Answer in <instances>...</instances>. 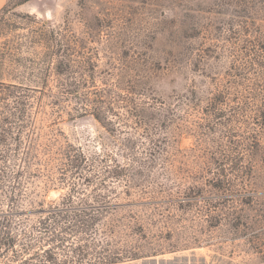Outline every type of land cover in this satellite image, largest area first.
<instances>
[{
    "label": "rangeland",
    "instance_id": "rangeland-1",
    "mask_svg": "<svg viewBox=\"0 0 264 264\" xmlns=\"http://www.w3.org/2000/svg\"><path fill=\"white\" fill-rule=\"evenodd\" d=\"M0 66V264H264V0H7Z\"/></svg>",
    "mask_w": 264,
    "mask_h": 264
},
{
    "label": "trees",
    "instance_id": "trees-1",
    "mask_svg": "<svg viewBox=\"0 0 264 264\" xmlns=\"http://www.w3.org/2000/svg\"><path fill=\"white\" fill-rule=\"evenodd\" d=\"M0 70H3L2 66H0ZM1 78V77H0ZM1 80V79H0ZM2 81V80H1ZM0 81V84L2 85V87L6 86L4 83H2ZM64 85H62L61 90L59 91V93L61 95H64L65 93H71L72 89H69L67 86L63 87ZM15 88V86H6L7 91H6V95L5 98L7 100H10L13 102H16V105L19 103H24V99L26 98H22V97H18L13 91L10 90V88ZM46 89L48 88V86H45ZM71 88V87H70ZM1 94V93H0ZM47 94V93H45ZM28 99V98H27ZM29 100V99H28ZM29 104H25L23 110L17 108L18 111V118L15 116V114H10L9 117L8 115L6 116V118L4 119L5 122H7L10 118H14L17 119L19 122H14L12 123V125L10 126V130L16 129L17 130V137L19 136V138H16L15 141L17 143V155H15V157H17V161H20L21 164L19 166L16 165V169L14 171L13 174H15L14 178L16 179L17 177H20L22 175H24L25 173H28V170L31 168V166H34V163L39 161V155H40V151H39V145L36 144V142H34V138L32 137V135H30L28 143L22 147V143H20L21 140V134H23V132L25 131V129L28 127L26 126V120L29 118V110H28ZM28 117V118H26ZM7 132V130H6ZM9 151V150H8ZM14 179V180H15ZM19 179V178H18ZM21 181V179H19ZM15 182V181H14ZM13 182V183H14ZM22 186L20 182L17 183V186L15 187H11L12 189L15 190H19L22 189ZM12 211L8 212V214H6L7 216L12 215ZM78 215H75L74 217H69L70 220H68V223H75L78 222L79 220ZM42 225V224H41ZM38 229L40 230H33L31 232V234H28L26 231H23L21 234L18 235H11L12 233H10L9 237H8V242L7 243H3L1 244V248L2 246H4V248L7 250V252L9 253L10 251L14 252L16 255H18L19 253H27L29 252L31 249L36 248L37 246H39L43 241H45V238L43 236H40L41 233V227H39ZM53 225H50L49 228L46 227L45 229V233H48L49 237H47L49 239V242H53L54 240V232H53ZM35 231H37L35 233ZM20 236L26 240V243H22V245H20V250L19 251H14L13 250V246H15L16 242L20 241ZM22 246V247H21ZM47 254V258H45V262H48V264H52L53 263V258L52 256H50L47 252H45Z\"/></svg>",
    "mask_w": 264,
    "mask_h": 264
},
{
    "label": "crops",
    "instance_id": "crops-1",
    "mask_svg": "<svg viewBox=\"0 0 264 264\" xmlns=\"http://www.w3.org/2000/svg\"><path fill=\"white\" fill-rule=\"evenodd\" d=\"M7 0H0V9L5 6Z\"/></svg>",
    "mask_w": 264,
    "mask_h": 264
}]
</instances>
